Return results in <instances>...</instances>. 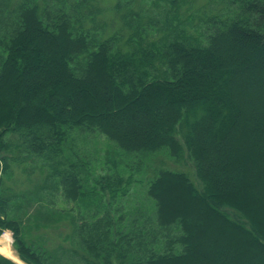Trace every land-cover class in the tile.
<instances>
[{"label":"trees","instance_id":"1","mask_svg":"<svg viewBox=\"0 0 264 264\" xmlns=\"http://www.w3.org/2000/svg\"><path fill=\"white\" fill-rule=\"evenodd\" d=\"M121 1L107 35L98 0H0V237L24 264H264V0L210 2L229 13L200 17L196 36ZM73 131L132 163L187 154L202 188L162 169L151 206L126 208L130 163L94 177L73 155L60 169ZM17 146L54 160L33 190L6 181ZM55 178L70 210L48 197Z\"/></svg>","mask_w":264,"mask_h":264},{"label":"rangeland","instance_id":"2","mask_svg":"<svg viewBox=\"0 0 264 264\" xmlns=\"http://www.w3.org/2000/svg\"><path fill=\"white\" fill-rule=\"evenodd\" d=\"M132 2L129 7L134 11L142 9L149 17L151 13L159 12V19H174L176 15L178 19H174L175 23L181 22L192 34L195 36L198 32H204L205 29L199 26L200 17L207 14H214L220 11V14H228L227 5L219 4L216 6H210V2L220 0H185L180 10L176 11L172 6L171 0H122V3ZM118 0H98L97 6L101 13L98 16V21L105 22L107 24L106 34H112L118 31L122 24L117 18L113 8L117 4ZM228 4V3H226ZM151 10V12L149 11ZM194 19V20H192ZM192 22V23H191ZM91 26V24H89ZM154 38H157L154 37ZM7 141L16 145L21 140L18 135L9 134L6 137ZM21 143V142H20ZM65 154H61L56 158L59 162L60 169H65L68 165L66 160L74 155V159L84 162L87 165L89 173H93L94 177L105 176L109 173H113V161L121 164L124 167L126 163H130L133 167L131 172L124 173V177L132 176L131 184L127 188V194L123 197V205L126 208H136L139 210H147L151 204V198L147 194L148 187L152 179L156 176L157 172L162 169H168L173 171L185 172L192 182L199 188H202V184L197 177L196 170L193 162L189 159L188 155L181 162H177L169 157L165 152L157 154L153 158L149 157L141 163L136 160L135 163L130 162L127 157H124L118 152L117 148L109 142L105 136L100 134H89L81 131H73L67 143L64 145ZM13 155L17 161L12 165L13 175L6 181L18 191L33 190L37 183H42L43 179L49 174L50 167L45 163H53L54 160L39 158L32 154L28 156L29 152L22 146L13 147ZM139 161V162H137ZM57 164V162H54ZM51 165V164H50ZM130 171V170H129ZM59 178H55L51 183V188L48 193L49 199L55 203L56 208L61 210H70L74 204H68L63 198V188ZM142 208V209H140ZM65 224H68L67 222ZM51 231V232H48ZM62 232L65 234L70 233V228H62ZM47 233L52 237L53 245L58 242H62L66 246H69V242L63 239V236L55 230H47ZM7 251L6 254L4 251ZM0 251L2 255L6 257H18L16 246L12 234L10 232L4 233L0 237ZM13 260V259H12ZM14 261V260H13Z\"/></svg>","mask_w":264,"mask_h":264},{"label":"clouds","instance_id":"3","mask_svg":"<svg viewBox=\"0 0 264 264\" xmlns=\"http://www.w3.org/2000/svg\"><path fill=\"white\" fill-rule=\"evenodd\" d=\"M6 232L10 231V230H5ZM0 254H3L2 251H0ZM10 259H13L15 264H24V262L22 260H20L18 257H8Z\"/></svg>","mask_w":264,"mask_h":264},{"label":"bare ground","instance_id":"4","mask_svg":"<svg viewBox=\"0 0 264 264\" xmlns=\"http://www.w3.org/2000/svg\"><path fill=\"white\" fill-rule=\"evenodd\" d=\"M4 251V250H3ZM6 254H8V252L7 251H4Z\"/></svg>","mask_w":264,"mask_h":264}]
</instances>
